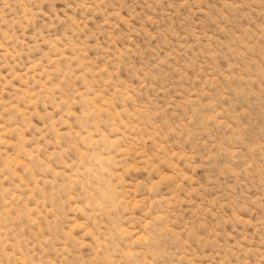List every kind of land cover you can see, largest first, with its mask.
I'll return each mask as SVG.
<instances>
[{"label": "rangeland", "instance_id": "obj_1", "mask_svg": "<svg viewBox=\"0 0 264 264\" xmlns=\"http://www.w3.org/2000/svg\"><path fill=\"white\" fill-rule=\"evenodd\" d=\"M0 264H264V0H0Z\"/></svg>", "mask_w": 264, "mask_h": 264}]
</instances>
